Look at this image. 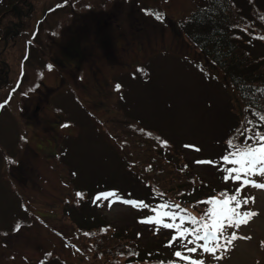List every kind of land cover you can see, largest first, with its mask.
Here are the masks:
<instances>
[{
    "label": "rangeland",
    "instance_id": "rangeland-1",
    "mask_svg": "<svg viewBox=\"0 0 264 264\" xmlns=\"http://www.w3.org/2000/svg\"><path fill=\"white\" fill-rule=\"evenodd\" d=\"M17 1L0 0V71L4 60L10 67L7 80H13L0 89V264H92L70 252L71 240L64 246L68 221L59 216V211L65 197H76L73 189L78 185L68 175H62L63 185L60 181L52 183V178L58 180L57 172L68 173L71 163L80 162L84 169L85 162L91 166L107 155L114 160L112 148L118 149L114 137L120 141L124 134L118 135L120 131H125L132 121H139L141 126L165 132L170 141L167 144L183 142L189 146L185 157L193 165V173L211 179L215 170L207 163L196 162L209 155H205L207 142L217 141L225 132L224 111L229 99L217 84L209 82L211 63L180 30L179 22L193 0H80L78 4L73 0H37L41 3L34 12L28 10L13 21L22 24L24 30L33 13L36 22L32 24L37 26L47 5L54 3L50 9L54 12L39 25L40 31L35 27L33 37L18 35L17 30L3 35V30H9V24H3L20 12L6 14ZM85 1V8H77ZM5 2L10 3L7 9ZM150 5L156 11L143 10L141 18L139 6L146 9ZM157 13L160 20L155 18ZM117 24L126 30L124 39H118L115 33ZM98 33L102 35L95 44L94 34ZM27 48L35 53L29 56L26 70L22 65L17 70L19 60L28 55ZM261 52L264 47L255 50ZM140 67L143 73L139 72ZM117 85L121 86L119 90ZM30 105H39L40 115L49 113L50 118L40 127L32 123L36 117L28 114ZM136 114L139 117H134ZM63 118L73 122V131ZM233 168L238 165L229 166ZM111 173L117 174L112 185L131 195L127 198L147 199L132 178L123 177L122 174L128 175L123 169L113 168ZM100 174L102 180L107 176ZM3 176L17 182H9ZM244 179L264 183L262 175H242L238 186L224 178L219 184L232 187L227 197L236 194L239 200L251 198L239 211H254L257 215L225 233V237L235 232L238 237L250 239L238 238L226 251H218L216 255L221 259L211 254V264H264V189L244 186ZM161 182L165 184L166 180ZM174 187L177 189L176 184ZM117 197L121 200L119 195L109 197L95 208L102 221L110 224L105 234L117 238L109 243L119 244L130 237L145 249L166 251L161 246L165 236H156L162 229L156 232L149 225L136 224L140 207L119 202ZM211 199L223 200L214 196ZM199 204L194 207L197 213L192 212L196 217L205 212ZM212 206L208 203V209ZM25 213L29 218L41 216L47 221V228L35 219L21 223ZM16 225L19 230L12 232ZM71 233L74 234L73 228ZM47 250L52 252L42 256Z\"/></svg>",
    "mask_w": 264,
    "mask_h": 264
},
{
    "label": "trees",
    "instance_id": "trees-1",
    "mask_svg": "<svg viewBox=\"0 0 264 264\" xmlns=\"http://www.w3.org/2000/svg\"><path fill=\"white\" fill-rule=\"evenodd\" d=\"M17 2L18 4L12 6L11 11L8 10L6 14L20 10L19 14L9 19L8 24L11 31L17 30L18 34H21L25 30H23V25L13 19L19 15L23 16L28 10L34 12L41 2H37V0H18ZM73 2L78 4L80 0H73ZM97 2L96 4L100 6L101 3ZM4 4L6 9L10 6L9 2ZM53 6L54 3L47 5L45 17L54 12V10H50ZM86 6L85 1L77 8ZM150 6L146 9L139 6L142 12L141 18H144L143 10L147 13L156 11L153 5ZM31 15V17L34 16L33 13ZM179 25L181 32L190 40L193 47L200 50L211 63L212 71L209 76L212 79L209 82L217 84L229 99L227 110L224 111L227 115V119L224 120L227 125L224 127L225 132L217 141L207 142L205 155L206 153L209 155L205 156L206 159H202V162L207 163L215 170L216 175L211 179H206L194 174L193 165L185 157L187 147L183 143H175L172 139L175 143L172 144L173 147L167 143L164 144L162 143L164 140L170 143L165 132L159 133L153 126H141L139 121H132L125 131H120L118 135L124 133L120 137V141L114 137L118 146V149L112 146L114 160L107 155L105 159L99 160L96 164L93 162L91 166L89 162H85L84 169H82L81 163L77 162V164L69 165L68 173L57 172L59 176L54 184L57 181L62 183V175H68L78 185V188L74 190L86 195L85 200H78L77 204L65 197L64 203L60 207L59 216L66 219L63 214H71L72 217L69 219L65 231L66 239L70 240L75 237L76 241H72L71 247L84 255L82 260L86 257L92 264H129L124 260L130 258L142 261L141 259L145 258L144 255H149L148 258L153 260H162V254L152 250L143 251L135 243L129 246L111 244L109 239L103 236L106 223L102 221L100 217L102 215L95 208L98 209L100 201L104 199L97 200L95 198L101 193L114 192L119 196L122 194V189L112 185L117 179V174L109 175L113 168L118 171L123 168L130 175L133 183L139 186L140 192L146 194L145 201H156L159 196H163L172 204L181 203V206H186V200L179 198L185 194H177L176 191L179 189H187V192L194 190L198 193L195 203L201 199V207L203 206L202 208L206 210L208 203L204 202H208L213 196L223 199L230 195L227 186L219 184L222 183L221 174L224 173L225 165H227L223 158L225 156L235 158L230 156V153L235 149L229 147V141L231 140L234 145L240 147L255 146V141L248 137H254L258 132L264 134V120L260 118L264 116V52L255 53L259 47H264V39H261L264 37V0H193L191 8L180 20ZM83 28L85 33L89 32L84 26ZM115 33H117L118 39H124L126 30L121 24H117ZM119 35L123 36L119 37ZM94 36L98 37V34H94ZM77 43L81 42L78 40ZM202 60L205 61L204 57ZM3 64L4 69L0 71V89H4L6 85L13 82V80H7L9 64L4 60ZM138 69L143 73V67ZM35 77L37 78L36 75ZM219 79L221 82L214 81ZM134 117H139V115L136 114ZM42 124L43 120L39 122L35 119L33 122L36 127H40ZM79 126L81 127V125ZM2 129L3 125L0 126V131ZM66 136L73 137L75 135L72 133ZM133 136L135 140L132 139ZM214 141L216 142L213 144ZM193 150L196 152L197 149L193 148ZM100 173H105L104 176H107L102 180L99 176L103 174ZM3 177L6 178V176ZM14 179L8 177L9 182L13 183ZM161 180H166V183L164 184ZM229 181L234 182L235 179L229 176ZM175 184L177 189H174L176 188ZM138 200H142L141 197ZM162 201H164L163 198ZM151 212V218L161 217V214L155 215L157 211L154 207ZM204 213L203 216H200V220L187 217L182 224L176 226L177 231H181L182 234L193 240L199 232L196 230H200L201 227L200 236H203V225L211 223L210 217ZM193 219L196 223H193ZM72 228L74 234L70 232ZM78 232L84 234L81 237L82 246L78 242ZM209 233H211V229H209ZM177 245L178 247L181 245L179 239ZM192 248L197 249L198 247L189 246V249ZM172 253V251H166L163 258L172 259ZM130 264H136V262L130 260Z\"/></svg>",
    "mask_w": 264,
    "mask_h": 264
},
{
    "label": "snow or ice",
    "instance_id": "snow-or-ice-1",
    "mask_svg": "<svg viewBox=\"0 0 264 264\" xmlns=\"http://www.w3.org/2000/svg\"><path fill=\"white\" fill-rule=\"evenodd\" d=\"M155 18L157 20L161 19L160 14H155ZM261 39H264V37H261ZM121 86L117 85L116 88L119 90ZM0 107H3V105H0ZM261 120H264V116L260 117ZM143 131V130H140ZM149 135H151L149 133ZM250 140L255 141V146L248 145L246 147H240L236 146L232 143V141H229V147L234 148L235 150L230 153V156L232 157H239L238 159H232L229 160V156H225L223 159L225 162H230L233 164H239V168H233L230 169V173H235L234 178L237 181H241L242 175L249 176L254 174H260L264 176V134L256 133L254 137H248ZM162 143L166 144V141H162ZM189 147V146H186ZM196 163H203L201 161H197ZM211 163V162H208ZM244 186H247L251 184L253 187L264 189V183H255L254 181H250L247 179H244L242 181ZM240 189H237V192H239ZM80 193H77V196H80ZM116 194L114 192L112 193H101L99 194L95 199H108L109 197H115ZM117 201H119V198H116ZM251 201L250 197H247L243 200L237 199V195L233 194L231 197H225L223 200H216V199H210L208 201L209 204L213 205L212 208L205 210V215L209 216L211 219V223L207 224L205 223L203 225L204 227V235L198 236L197 239H205L208 240L210 243L215 242L212 244V246H209V244L203 245V250L205 252H208L215 256L216 259H221V257L217 256L216 253L220 250H227L228 247H230L235 240L238 238L240 239H250V237H238L235 232L231 233L227 237H225V232L228 228H239L242 224H247L253 217L257 215L254 211H244L241 212L239 209H241L244 205H247ZM124 204H130L133 207H147V205H144L143 202H137V201H131V200H123L119 201ZM217 205H219V208H217ZM234 205V206H233ZM165 207H168V205H165ZM175 207L179 208V205H175ZM167 215V213H165ZM144 222H151V220H146ZM159 222V221H157ZM193 223H196V221L193 219ZM163 227L171 228L173 225L171 224H163ZM209 229H211V233H209ZM16 231L19 230L17 227L15 229ZM199 231V230H196ZM224 241L223 244H221L219 241ZM191 242V241H190ZM188 251H196L195 248L188 249ZM175 256L180 257L182 259H188L187 257H183L180 252H175ZM193 264H196V262H193ZM199 264H202V262H199Z\"/></svg>",
    "mask_w": 264,
    "mask_h": 264
}]
</instances>
